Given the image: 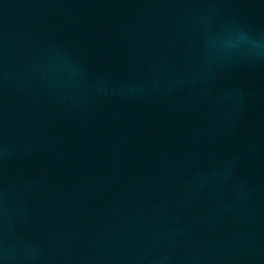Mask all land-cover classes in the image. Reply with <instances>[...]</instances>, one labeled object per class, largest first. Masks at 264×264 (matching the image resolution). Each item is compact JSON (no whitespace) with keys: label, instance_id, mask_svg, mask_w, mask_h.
I'll list each match as a JSON object with an SVG mask.
<instances>
[{"label":"water","instance_id":"1","mask_svg":"<svg viewBox=\"0 0 264 264\" xmlns=\"http://www.w3.org/2000/svg\"><path fill=\"white\" fill-rule=\"evenodd\" d=\"M149 264H264V191L201 227Z\"/></svg>","mask_w":264,"mask_h":264}]
</instances>
